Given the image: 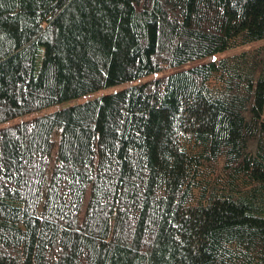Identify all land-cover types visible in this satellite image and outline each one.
Masks as SVG:
<instances>
[{
    "label": "trees",
    "instance_id": "obj_1",
    "mask_svg": "<svg viewBox=\"0 0 264 264\" xmlns=\"http://www.w3.org/2000/svg\"><path fill=\"white\" fill-rule=\"evenodd\" d=\"M260 39L264 0H0V264H264Z\"/></svg>",
    "mask_w": 264,
    "mask_h": 264
},
{
    "label": "rangeland",
    "instance_id": "obj_2",
    "mask_svg": "<svg viewBox=\"0 0 264 264\" xmlns=\"http://www.w3.org/2000/svg\"><path fill=\"white\" fill-rule=\"evenodd\" d=\"M262 45H264V39L256 40V41L250 42L248 44H245L243 46H239V47H236V48H231V49L227 50L226 52H224L223 54L224 55H229V54H233V53H236L238 51H241L243 49H250V48H254V47L256 48V47L262 46ZM223 54H221V55H223ZM117 88H118V86L111 87V88H108V89H105V90H102V91H99V92H90V94H88L87 96L81 98L80 100L87 99L88 97H91V96H94V95H97V94H100V93H103V92L112 91V90L117 89ZM57 106H59V105H57ZM51 109H54V108L51 107V108H48L47 110L46 109H44V110L48 111V110H51ZM15 119L18 120V119H20V117L15 118Z\"/></svg>",
    "mask_w": 264,
    "mask_h": 264
}]
</instances>
